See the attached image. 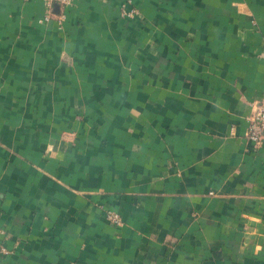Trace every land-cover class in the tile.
I'll return each instance as SVG.
<instances>
[{
    "label": "crops",
    "instance_id": "0c3cea01",
    "mask_svg": "<svg viewBox=\"0 0 264 264\" xmlns=\"http://www.w3.org/2000/svg\"><path fill=\"white\" fill-rule=\"evenodd\" d=\"M52 12L0 0V264H264V0Z\"/></svg>",
    "mask_w": 264,
    "mask_h": 264
},
{
    "label": "built area",
    "instance_id": "2783aa9c",
    "mask_svg": "<svg viewBox=\"0 0 264 264\" xmlns=\"http://www.w3.org/2000/svg\"><path fill=\"white\" fill-rule=\"evenodd\" d=\"M46 8L47 14L44 16V20H47L53 14L52 8L54 5L57 6L60 14V17L63 16V11L71 3L72 0H43ZM264 135V101L256 102L252 105L251 113L248 116V129L247 137L254 142L255 145H259L262 137ZM106 218L108 221L114 225L120 224V216L118 213L111 209H106L105 211ZM5 249L1 246L0 243V258Z\"/></svg>",
    "mask_w": 264,
    "mask_h": 264
}]
</instances>
